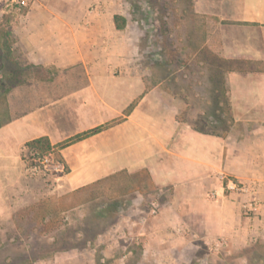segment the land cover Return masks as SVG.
I'll use <instances>...</instances> for the list:
<instances>
[{"label":"crops","instance_id":"1","mask_svg":"<svg viewBox=\"0 0 264 264\" xmlns=\"http://www.w3.org/2000/svg\"><path fill=\"white\" fill-rule=\"evenodd\" d=\"M31 1L12 27V52L21 53L20 65L41 72L5 95L0 216L36 195L22 178L26 142L46 136L58 144L100 127L60 149L68 172L53 192L75 193L111 175L147 172L162 193L157 212L139 215L138 222L124 219V227L139 224L143 257L190 264L199 243L214 250L264 243V72L228 73L231 130L224 136L200 133L176 119L178 108L165 90L159 93V84L147 86L136 47L125 28L115 27L113 16L122 13L101 10L98 2L104 0ZM193 3L211 25L205 31L208 48L226 58L264 61V0ZM229 180L239 189H229ZM252 200L256 212L244 208ZM219 240L223 244L215 247Z\"/></svg>","mask_w":264,"mask_h":264},{"label":"rangeland","instance_id":"2","mask_svg":"<svg viewBox=\"0 0 264 264\" xmlns=\"http://www.w3.org/2000/svg\"><path fill=\"white\" fill-rule=\"evenodd\" d=\"M167 1L104 0L98 2L101 10L119 12L124 15L126 27L123 33L132 45V49L136 47L135 57L144 72L143 77L147 81V86L159 84L157 89L161 95L164 94L163 90L166 86L177 90L185 84V81L178 78L176 81L169 82L165 78L163 83H157L159 79L168 74L171 76L181 72L190 73L185 67L178 66V63L184 59L183 51H180V56L176 57L169 56L162 49L184 45L182 34L189 25L176 29L168 14L166 18L162 16L161 9H164ZM31 2L29 0L26 10ZM4 4L5 0H2L0 19L5 11ZM25 11L14 12L8 16L10 25L7 29L11 32L12 38V27ZM206 21V18L200 16L197 20L193 19L199 33L204 32L205 36L206 29L211 27ZM161 27L165 30V38L162 36ZM12 54L17 62L23 61L21 53L19 54L16 49ZM168 69L171 72H168ZM173 70L178 72H172ZM192 74H197L196 70L192 69ZM166 99L178 108L177 115L182 116L184 103L170 95ZM12 101L16 103L17 99L13 97ZM201 108L200 105L194 107L188 117L199 113ZM0 119H5V100H0ZM26 163L23 160L22 178L27 184V191L36 195L27 197L18 207L12 208L6 215L4 211V214L0 216V264H102L104 262L108 264H184L180 261L181 259L174 257L171 259L144 257L143 263L138 262L140 247L144 245V236L138 234V223L131 228L124 227V223L128 221L124 219L130 217L138 222L139 215L146 216V212L153 208L157 212L155 201L162 197L159 191L150 188L145 193L132 192L114 200H107L98 192L105 189L106 183L103 182L79 192L59 195L53 192L59 178L54 171L47 170L44 176H31L25 172ZM3 181L5 182V178ZM143 183H146L145 180ZM91 195H94L92 199ZM37 199H50L52 202L67 205L69 211L65 224L50 234L43 235L34 227L29 217L19 220V217L24 214V207ZM134 207H138L139 210L133 211ZM247 252L254 257L250 263L241 256ZM260 253L264 257V243H251L242 250H230L225 246L214 250L199 243L189 261L190 264H264V258L258 260L255 257ZM187 255L190 256L188 253Z\"/></svg>","mask_w":264,"mask_h":264},{"label":"trees","instance_id":"3","mask_svg":"<svg viewBox=\"0 0 264 264\" xmlns=\"http://www.w3.org/2000/svg\"><path fill=\"white\" fill-rule=\"evenodd\" d=\"M25 10L26 8H22V12ZM161 11L164 18L169 15L176 29H182V26L189 24L188 28L184 29L183 34L181 33L185 42L184 45L162 49L169 56L176 57H179L180 51H183L184 59L178 63V66L185 67L190 73L181 72L171 76L168 74L159 80L157 79V83H163L165 78L169 82L176 81L178 78L181 81H185V84L181 85L177 90H172L169 86L164 89L171 97L177 98L184 103L182 116L179 114L176 119L187 123L197 132L224 136L231 130L234 123L225 81L227 74L230 72H264V61L226 58L208 48L205 44L206 36L204 32L200 31L199 33L193 22V19L197 20L199 17L194 11L193 0H168ZM168 11L169 13H167ZM10 14L4 11L0 19V100H5L6 93L14 86L26 83L28 79H33L36 73L41 72L37 66H22L14 59L12 54V43L14 40L11 37V32L7 29L10 25V20L8 19ZM113 21L116 29L122 30L126 26V18L120 14H115ZM161 29L162 36L165 38V30L162 27ZM192 69L196 70L197 74L191 75ZM168 72H171V70L168 69ZM172 72L177 73L178 71L173 70ZM139 98L134 99L124 110V113H129L137 104ZM197 105L202 107L201 110L189 118L190 111ZM4 122L5 119H0V126ZM220 125L221 127H219ZM99 130L100 127L90 129L58 144H52L46 136L32 139L24 144L25 152L22 155V159L24 160L25 156H28L37 160L48 156L52 161L63 165L62 172L65 174L68 172V167L60 153V149ZM117 176L111 175L105 179L103 181L106 183L105 189L98 191L107 200H114L132 192L145 193L150 188L154 189L147 172L143 170L134 173L122 172L121 177ZM143 180H145V184ZM93 196L91 195L90 198L92 199ZM68 211L69 207L67 205L52 202L50 199H37L24 207V214L19 217V220L29 217L34 227L41 234L46 235L65 224ZM141 250L142 248L140 247L137 261L143 263L144 257ZM241 256L248 263L254 258L248 252L243 253ZM255 257L258 260L264 258L261 253ZM102 264H108V262Z\"/></svg>","mask_w":264,"mask_h":264},{"label":"built area","instance_id":"4","mask_svg":"<svg viewBox=\"0 0 264 264\" xmlns=\"http://www.w3.org/2000/svg\"><path fill=\"white\" fill-rule=\"evenodd\" d=\"M29 5V0H5L4 10L8 13L21 12L22 8H25ZM24 162H27L25 165V172L31 176L46 175L47 170H52L56 173L57 176L63 174V165L59 162L52 161L50 157L45 156L41 159H31L28 156L24 159ZM227 187L231 190L239 189L238 183L235 180H229ZM244 208L250 212H256L258 209L257 201H249L244 205ZM156 210L153 208L150 211V214H155ZM223 244L222 240L214 243L215 247H220Z\"/></svg>","mask_w":264,"mask_h":264}]
</instances>
